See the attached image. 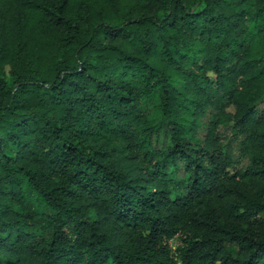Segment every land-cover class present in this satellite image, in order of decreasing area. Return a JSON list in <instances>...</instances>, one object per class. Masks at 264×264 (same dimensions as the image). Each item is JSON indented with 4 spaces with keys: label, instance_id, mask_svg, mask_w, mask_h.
I'll return each instance as SVG.
<instances>
[{
    "label": "trees",
    "instance_id": "1",
    "mask_svg": "<svg viewBox=\"0 0 264 264\" xmlns=\"http://www.w3.org/2000/svg\"><path fill=\"white\" fill-rule=\"evenodd\" d=\"M0 264H264V0H0Z\"/></svg>",
    "mask_w": 264,
    "mask_h": 264
},
{
    "label": "rangeland",
    "instance_id": "2",
    "mask_svg": "<svg viewBox=\"0 0 264 264\" xmlns=\"http://www.w3.org/2000/svg\"><path fill=\"white\" fill-rule=\"evenodd\" d=\"M230 111L233 112V110H230ZM179 242H180V239L176 237L174 240H172V241L170 242V245H171L172 247H174V246L178 245Z\"/></svg>",
    "mask_w": 264,
    "mask_h": 264
}]
</instances>
